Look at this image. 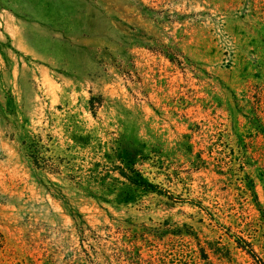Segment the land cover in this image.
<instances>
[{"label":"rangeland","instance_id":"1","mask_svg":"<svg viewBox=\"0 0 264 264\" xmlns=\"http://www.w3.org/2000/svg\"><path fill=\"white\" fill-rule=\"evenodd\" d=\"M0 264H264V0H0Z\"/></svg>","mask_w":264,"mask_h":264},{"label":"trees","instance_id":"2","mask_svg":"<svg viewBox=\"0 0 264 264\" xmlns=\"http://www.w3.org/2000/svg\"><path fill=\"white\" fill-rule=\"evenodd\" d=\"M134 181L137 185L141 186L145 190L159 191L162 193H167L166 189L157 184L154 181L149 180L138 170H134ZM170 197H173L171 193H168Z\"/></svg>","mask_w":264,"mask_h":264}]
</instances>
